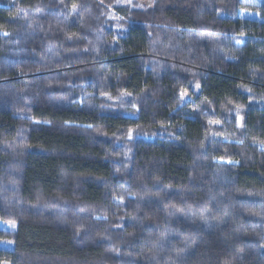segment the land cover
<instances>
[{"label": "trees", "instance_id": "16d2710c", "mask_svg": "<svg viewBox=\"0 0 264 264\" xmlns=\"http://www.w3.org/2000/svg\"><path fill=\"white\" fill-rule=\"evenodd\" d=\"M118 1L0 0V264H264V0Z\"/></svg>", "mask_w": 264, "mask_h": 264}, {"label": "rangeland", "instance_id": "374dc122", "mask_svg": "<svg viewBox=\"0 0 264 264\" xmlns=\"http://www.w3.org/2000/svg\"><path fill=\"white\" fill-rule=\"evenodd\" d=\"M154 1L155 0H119L118 4L119 5H132V6L139 7V8H147V7L152 6ZM243 1L252 2V3H260V2H262V0H243ZM113 12H114V10H113ZM240 15H242L244 17L247 16V17H250V18L251 17L252 18L258 17L257 12L250 11V10H242V11H240ZM116 104H119V102H117ZM124 111L127 114L134 115V113L131 111V109L124 108ZM238 111L239 110L235 111V113L237 115H240V112H238ZM138 137L150 138V139H156V138L169 139V138H174V132L166 131L165 129L157 130L153 134H148L147 132H144V131H137V132L133 131V132L130 133V135L128 137V140H127L129 151L132 150L133 142ZM16 227H17V223L14 222V221L0 220V228L1 229L14 230V229H16ZM1 246L4 247V248H12L13 247V243L7 242V241H2L1 242Z\"/></svg>", "mask_w": 264, "mask_h": 264}, {"label": "snow or ice", "instance_id": "6c2138e0", "mask_svg": "<svg viewBox=\"0 0 264 264\" xmlns=\"http://www.w3.org/2000/svg\"><path fill=\"white\" fill-rule=\"evenodd\" d=\"M5 34H7V33H5Z\"/></svg>", "mask_w": 264, "mask_h": 264}]
</instances>
